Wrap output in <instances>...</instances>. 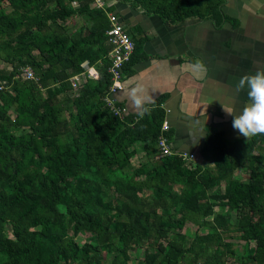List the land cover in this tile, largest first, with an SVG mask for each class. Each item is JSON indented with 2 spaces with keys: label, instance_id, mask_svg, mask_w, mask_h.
I'll return each mask as SVG.
<instances>
[{
  "label": "trees",
  "instance_id": "1",
  "mask_svg": "<svg viewBox=\"0 0 264 264\" xmlns=\"http://www.w3.org/2000/svg\"><path fill=\"white\" fill-rule=\"evenodd\" d=\"M118 1L169 25L198 17L219 27L225 20L214 0ZM108 28L89 0H0V264H128V252L140 248L146 250L138 264H225L228 255L264 264V135L230 141L208 132L202 161L191 170L177 157L157 158L164 112L115 116L103 100ZM131 38L134 53L122 78L145 57L142 38ZM83 64L98 78L87 77L72 93L69 79L84 72ZM23 67L36 80L17 79ZM246 162L263 168L261 181L253 170L249 186L231 182L222 193L221 183ZM14 194L24 205L12 208ZM230 204L239 213L242 251L221 246L233 228ZM177 215L199 218L206 232L192 233L185 246L173 233ZM80 220L104 257L74 242Z\"/></svg>",
  "mask_w": 264,
  "mask_h": 264
},
{
  "label": "crops",
  "instance_id": "2",
  "mask_svg": "<svg viewBox=\"0 0 264 264\" xmlns=\"http://www.w3.org/2000/svg\"><path fill=\"white\" fill-rule=\"evenodd\" d=\"M110 3L130 37L142 38L145 55L133 74L122 78L123 89L113 95L117 107L137 115L126 90L143 84L153 97L146 106L165 114L170 129L164 135L174 150L195 154L199 163L208 132L230 141L247 139L232 127L234 116L225 109L241 113L250 101L247 89L237 91L238 81L264 69V0H214L225 16L219 27L198 17L169 25L131 3ZM197 60L203 71L193 70Z\"/></svg>",
  "mask_w": 264,
  "mask_h": 264
},
{
  "label": "built area",
  "instance_id": "3",
  "mask_svg": "<svg viewBox=\"0 0 264 264\" xmlns=\"http://www.w3.org/2000/svg\"><path fill=\"white\" fill-rule=\"evenodd\" d=\"M111 0H89L90 7L95 10H100L106 15L109 28L106 31L107 44L111 46V50L108 53V57L111 61L108 67V74L110 75V85L108 91L103 98L111 112L115 116H126V109L117 107L114 102L113 95L122 90V71L124 66L130 61L131 56L134 53V42L130 37L128 27L122 22L121 18L116 12L109 10L111 8ZM84 72L74 75L69 79L72 93H74L77 86L83 84L87 77L92 79L98 78V72L92 67H88L85 64L82 65ZM17 79L21 80H36L34 72L30 67H23L20 69V74ZM0 90H4L3 86H0ZM168 122L164 121L160 135L156 142V149L158 150L159 157H177L181 159L186 166L190 165V168H196L199 161L193 153L177 152L172 146V141L164 134L170 129ZM137 159V158H135Z\"/></svg>",
  "mask_w": 264,
  "mask_h": 264
},
{
  "label": "rangeland",
  "instance_id": "4",
  "mask_svg": "<svg viewBox=\"0 0 264 264\" xmlns=\"http://www.w3.org/2000/svg\"><path fill=\"white\" fill-rule=\"evenodd\" d=\"M66 23H69V21H67ZM73 23V22H72ZM71 24V22H70ZM13 115V114H12ZM144 159H141V158H137V160H132V162L134 164H140V162H143ZM205 161V160H204ZM206 162V161H205ZM252 162H246L245 163V166L242 167V168H238L236 169L232 176L229 178V180H227L226 182H222L221 183V187H220V191L222 193H228L231 191L230 187H231V182H239L241 184H244V185H247L249 186L250 184V180H251V176L254 174L252 171L254 170L255 172H257V170L259 172H263V168L260 167V166H255V165H251ZM184 165V168L185 169H190V165L188 166H185V164L183 163ZM252 166V168H250ZM183 168V167H182ZM192 169V168H191ZM190 169V170H191ZM184 173V172H183ZM257 176L255 177L254 181L255 182H259V180L261 181V176L260 174L255 173ZM176 190L178 192H180V187L179 186H176L175 187ZM190 192L187 193V196H190ZM186 199L183 200V202H185ZM25 201H24V198L19 195V194H14L12 196V199H11V204H12V208H16L18 206H22L24 205ZM229 208H230V212H229V217H230V220L232 221L233 223V228L223 234V239H222V242H221V246L222 248H224L227 252H234L236 250L238 251H242L244 247H246V244L243 240H241L240 238V232L238 231V229L235 227V223H236V220L239 216V213L238 211L236 210L235 208V205L234 204H230L228 205ZM61 211L63 212H66L67 210L60 206L59 207ZM177 224L174 225V231L173 233L174 234H177L181 237H184V244L185 246H188V244L190 243V235L194 232H198V233H205L206 230L205 229H202L200 228V224H201V220L197 217H185V218H181L180 215H177ZM210 220V218L208 219ZM41 220H35V222H33V224H35L37 227L39 224H40ZM76 231L73 235V240L74 242L82 247L83 249L86 250L87 253L90 254V256H92V253L94 251L96 252H100L101 255L104 257L105 256V248L103 246H99V244L96 242V235L92 232H89L86 228H85V225H84V222L83 221H78L77 222V225H76ZM39 228V226L37 227ZM8 236H10V234H8ZM170 236L172 237L173 235L170 234ZM253 245H254V242L253 241H250L249 244H247L248 246V249L251 250L253 248ZM94 249V250H93ZM147 249L149 251H155L156 248L155 247H151V246H147ZM145 248H140V249H137V250H130L128 252V255H129V261H128V264H138V260L139 259H142L144 253H145ZM225 264H239V259L237 256H226V259H225Z\"/></svg>",
  "mask_w": 264,
  "mask_h": 264
},
{
  "label": "clouds",
  "instance_id": "5",
  "mask_svg": "<svg viewBox=\"0 0 264 264\" xmlns=\"http://www.w3.org/2000/svg\"><path fill=\"white\" fill-rule=\"evenodd\" d=\"M192 68L197 72L204 70L203 64L198 60L192 65ZM236 88L237 91L247 89L250 103L243 108L239 115H234L225 109L229 115L234 116L232 127L247 139L264 135V69L258 70L253 75H244L238 81ZM126 95L130 107L142 119L149 112L146 105L153 100V97L147 94V88L141 83L129 87L126 90Z\"/></svg>",
  "mask_w": 264,
  "mask_h": 264
}]
</instances>
